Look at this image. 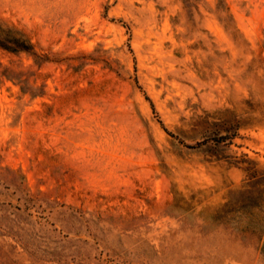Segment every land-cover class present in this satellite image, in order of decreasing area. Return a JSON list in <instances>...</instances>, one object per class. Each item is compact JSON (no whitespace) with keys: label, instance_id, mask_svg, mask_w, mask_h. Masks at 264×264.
<instances>
[{"label":"rangeland","instance_id":"1","mask_svg":"<svg viewBox=\"0 0 264 264\" xmlns=\"http://www.w3.org/2000/svg\"><path fill=\"white\" fill-rule=\"evenodd\" d=\"M0 31V264H264V0H0Z\"/></svg>","mask_w":264,"mask_h":264},{"label":"bare ground","instance_id":"2","mask_svg":"<svg viewBox=\"0 0 264 264\" xmlns=\"http://www.w3.org/2000/svg\"><path fill=\"white\" fill-rule=\"evenodd\" d=\"M147 18H148V17H147ZM152 22H153V18H149L148 21H147V24H146V26H148V27H146V28H147V35H148V36L156 35V33L153 32V28H152V27H149V24L152 23ZM154 49H156V47H155ZM154 56H157V58H158V61H159V62H157V63H158V64H161V63H162V58H161V52H160V49H158V50L155 51ZM152 58H153V57H152ZM150 59H151V58H150ZM152 60H153V59H152ZM156 66H157V65H156ZM156 66H154L155 69H156ZM154 67H153V68H154ZM157 68H158V66H157Z\"/></svg>","mask_w":264,"mask_h":264},{"label":"trees","instance_id":"3","mask_svg":"<svg viewBox=\"0 0 264 264\" xmlns=\"http://www.w3.org/2000/svg\"><path fill=\"white\" fill-rule=\"evenodd\" d=\"M1 32H2V31H0V36L4 34V32H3V34H2ZM1 38H3V39H1ZM7 38H8V37H7L6 35H4L3 37H0V47L5 48V49H8V50H11V48L8 47V46L6 45V43L4 42V40H6Z\"/></svg>","mask_w":264,"mask_h":264}]
</instances>
